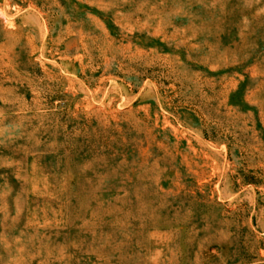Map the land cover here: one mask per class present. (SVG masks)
Masks as SVG:
<instances>
[{
	"label": "rangeland",
	"instance_id": "obj_1",
	"mask_svg": "<svg viewBox=\"0 0 264 264\" xmlns=\"http://www.w3.org/2000/svg\"><path fill=\"white\" fill-rule=\"evenodd\" d=\"M0 264H264V0H0Z\"/></svg>",
	"mask_w": 264,
	"mask_h": 264
}]
</instances>
